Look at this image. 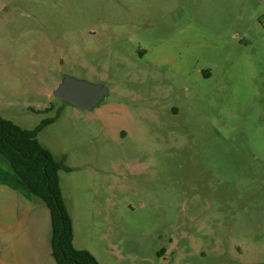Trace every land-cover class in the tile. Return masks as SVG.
Returning <instances> with one entry per match:
<instances>
[{
	"label": "rangeland",
	"instance_id": "374dc122",
	"mask_svg": "<svg viewBox=\"0 0 264 264\" xmlns=\"http://www.w3.org/2000/svg\"><path fill=\"white\" fill-rule=\"evenodd\" d=\"M64 76L109 94L79 108ZM0 116L51 122L101 264L264 263V0H0Z\"/></svg>",
	"mask_w": 264,
	"mask_h": 264
},
{
	"label": "trees",
	"instance_id": "16d2710c",
	"mask_svg": "<svg viewBox=\"0 0 264 264\" xmlns=\"http://www.w3.org/2000/svg\"><path fill=\"white\" fill-rule=\"evenodd\" d=\"M50 123L44 121L30 131L0 116V154L10 162L30 193L50 210L53 256L58 264H101L90 251L74 245V223L60 184L62 165L37 138Z\"/></svg>",
	"mask_w": 264,
	"mask_h": 264
},
{
	"label": "crops",
	"instance_id": "0c3cea01",
	"mask_svg": "<svg viewBox=\"0 0 264 264\" xmlns=\"http://www.w3.org/2000/svg\"><path fill=\"white\" fill-rule=\"evenodd\" d=\"M0 264H58L53 256L50 210L30 193L1 154Z\"/></svg>",
	"mask_w": 264,
	"mask_h": 264
},
{
	"label": "water",
	"instance_id": "95a60500",
	"mask_svg": "<svg viewBox=\"0 0 264 264\" xmlns=\"http://www.w3.org/2000/svg\"><path fill=\"white\" fill-rule=\"evenodd\" d=\"M108 94L106 85L73 76H64L53 92L57 98L89 111L97 109Z\"/></svg>",
	"mask_w": 264,
	"mask_h": 264
}]
</instances>
